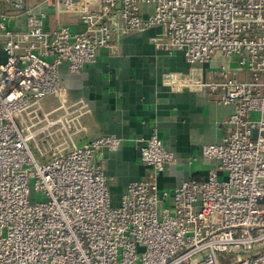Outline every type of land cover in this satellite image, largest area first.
<instances>
[{
  "label": "built area",
  "instance_id": "built-area-1",
  "mask_svg": "<svg viewBox=\"0 0 264 264\" xmlns=\"http://www.w3.org/2000/svg\"><path fill=\"white\" fill-rule=\"evenodd\" d=\"M53 2L85 28L46 30L45 14L25 0H0V264H264V0ZM20 17L24 27L14 29ZM154 26L162 35L153 43L188 63L182 84L205 88L232 111L222 141L201 146L216 161L206 179L160 189L175 157L152 133L138 150L146 176L114 205L96 159L121 139L76 143L84 105L67 102L59 66L76 74L99 48ZM217 53L235 57L247 76L221 66L204 80L201 66ZM49 97L58 106L45 107Z\"/></svg>",
  "mask_w": 264,
  "mask_h": 264
},
{
  "label": "crops",
  "instance_id": "crops-1",
  "mask_svg": "<svg viewBox=\"0 0 264 264\" xmlns=\"http://www.w3.org/2000/svg\"><path fill=\"white\" fill-rule=\"evenodd\" d=\"M54 0H25L34 12L45 14L44 29L65 24L82 31L85 24L69 16ZM152 13V5L142 6V15ZM14 29H23L24 19L13 22ZM162 35V28L136 30L114 39L111 47L99 48L95 59L83 65L76 74L67 64L59 66V77L68 103L84 105L78 122L75 141L81 144L99 135L112 134L121 139L115 150L101 149L96 162L109 183L111 201L116 205L127 184L144 178L148 172L139 159V147L156 133L175 157L158 176L160 189L171 190L183 180H204L216 161L201 154L204 144H218L227 131L229 105H219L203 87L182 84L187 79L188 63L182 52H168L157 47L152 39ZM4 52L0 43V63ZM221 66L230 74L244 78L245 71H236L235 57L214 55L201 66L202 78H217Z\"/></svg>",
  "mask_w": 264,
  "mask_h": 264
},
{
  "label": "rangeland",
  "instance_id": "rangeland-1",
  "mask_svg": "<svg viewBox=\"0 0 264 264\" xmlns=\"http://www.w3.org/2000/svg\"><path fill=\"white\" fill-rule=\"evenodd\" d=\"M44 103H45V107H47L49 109L52 108V107L58 106V102L55 99H52L51 97H49L47 100H44ZM60 114H61V109H58L54 114H52V116L56 117V116H59ZM252 117H257V113H252ZM76 143L78 145L81 144L80 142H77V141H76ZM30 148H31L32 154L36 158V160L39 163H43V162H41L42 159L39 156L38 151L31 144H30ZM222 264H233V261L231 259H227L224 262L222 261Z\"/></svg>",
  "mask_w": 264,
  "mask_h": 264
}]
</instances>
